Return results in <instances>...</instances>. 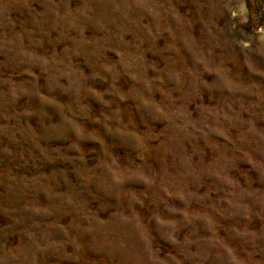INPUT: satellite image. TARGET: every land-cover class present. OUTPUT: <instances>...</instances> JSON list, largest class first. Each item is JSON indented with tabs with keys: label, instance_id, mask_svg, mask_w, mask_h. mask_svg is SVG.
<instances>
[{
	"label": "rangeland",
	"instance_id": "1",
	"mask_svg": "<svg viewBox=\"0 0 264 264\" xmlns=\"http://www.w3.org/2000/svg\"><path fill=\"white\" fill-rule=\"evenodd\" d=\"M0 264H264V0H0Z\"/></svg>",
	"mask_w": 264,
	"mask_h": 264
},
{
	"label": "trees",
	"instance_id": "2",
	"mask_svg": "<svg viewBox=\"0 0 264 264\" xmlns=\"http://www.w3.org/2000/svg\"><path fill=\"white\" fill-rule=\"evenodd\" d=\"M253 5V4H252ZM257 22L253 19L252 22H251V26L252 28H256L257 27Z\"/></svg>",
	"mask_w": 264,
	"mask_h": 264
}]
</instances>
